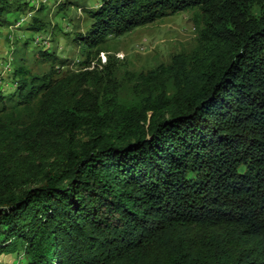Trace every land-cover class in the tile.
Wrapping results in <instances>:
<instances>
[{"label": "trees", "instance_id": "16d2710c", "mask_svg": "<svg viewBox=\"0 0 264 264\" xmlns=\"http://www.w3.org/2000/svg\"><path fill=\"white\" fill-rule=\"evenodd\" d=\"M254 3L264 0H100L86 9L79 70L61 73L66 60L46 48L37 58L48 72L20 61L14 90H0V252L23 254L21 264H264V10L251 16ZM10 6L0 0V16ZM187 10L197 45L136 75L133 97L120 96L111 62L100 95L83 87L97 75L91 49Z\"/></svg>", "mask_w": 264, "mask_h": 264}, {"label": "rangeland", "instance_id": "374dc122", "mask_svg": "<svg viewBox=\"0 0 264 264\" xmlns=\"http://www.w3.org/2000/svg\"><path fill=\"white\" fill-rule=\"evenodd\" d=\"M8 1L10 10L0 16V90L5 94L14 90L13 72L20 61L33 73L48 72L51 62L37 58L41 48L56 54L58 59L66 60L65 66L56 63L61 73L80 69V63L87 58L89 50H83L79 36L91 26L86 9L97 7L100 0ZM25 3L28 6L24 11L18 8ZM263 10L264 3H254L250 7V15L259 16ZM29 12L30 15L24 19ZM35 17L45 24L40 32H34L29 27ZM3 20L6 23H1ZM197 38L193 10L168 15L119 37L112 36L98 49H91L90 69L95 70L97 75L84 81L83 87L100 95L101 84L97 79L106 75L101 65L111 62V77L120 88V96L130 99L135 95L136 75L169 64L176 54L190 52L197 45ZM26 40H29V46L24 48ZM79 137L86 138V131H82ZM22 168L28 169V165L23 164ZM23 258L21 253L0 252V264H21Z\"/></svg>", "mask_w": 264, "mask_h": 264}, {"label": "built area", "instance_id": "2783aa9c", "mask_svg": "<svg viewBox=\"0 0 264 264\" xmlns=\"http://www.w3.org/2000/svg\"><path fill=\"white\" fill-rule=\"evenodd\" d=\"M28 15H30V12L27 13V15H26V17H25L24 19H26ZM22 20H23V19H21V21H22ZM37 38H38V36H37Z\"/></svg>", "mask_w": 264, "mask_h": 264}]
</instances>
